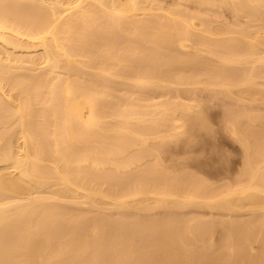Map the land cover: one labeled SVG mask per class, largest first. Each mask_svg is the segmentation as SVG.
<instances>
[{
  "label": "bare ground",
  "instance_id": "1",
  "mask_svg": "<svg viewBox=\"0 0 264 264\" xmlns=\"http://www.w3.org/2000/svg\"><path fill=\"white\" fill-rule=\"evenodd\" d=\"M0 264H264V0H0Z\"/></svg>",
  "mask_w": 264,
  "mask_h": 264
},
{
  "label": "rangeland",
  "instance_id": "2",
  "mask_svg": "<svg viewBox=\"0 0 264 264\" xmlns=\"http://www.w3.org/2000/svg\"><path fill=\"white\" fill-rule=\"evenodd\" d=\"M227 147H228V148H231V147H229V145H227ZM233 154H234V157H233L232 159H234L235 156L238 155V154H236V153H233ZM235 154H236V155H235ZM236 158H238V156H237ZM236 158H235L234 160H236ZM234 160H232V161L234 162ZM232 161H231V162H232ZM233 162H232V163H233Z\"/></svg>",
  "mask_w": 264,
  "mask_h": 264
}]
</instances>
